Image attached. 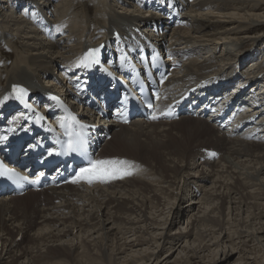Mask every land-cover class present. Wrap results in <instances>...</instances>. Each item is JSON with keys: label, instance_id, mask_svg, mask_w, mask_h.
Returning a JSON list of instances; mask_svg holds the SVG:
<instances>
[{"label": "bare ground", "instance_id": "bare-ground-1", "mask_svg": "<svg viewBox=\"0 0 264 264\" xmlns=\"http://www.w3.org/2000/svg\"><path fill=\"white\" fill-rule=\"evenodd\" d=\"M6 1L0 8V42L4 56L12 62L9 66L6 61L0 64V110L13 104L10 96L14 86L36 89L34 97L39 91L53 90L54 81H66L59 73V78H54L52 71L58 66L70 74L96 40L99 44L114 31L129 32L132 26L142 27L158 18L150 9L142 16L134 0H59L52 25L42 11L44 14V7L55 0ZM19 3L26 10L34 5V10L26 13L17 8ZM36 19L41 29L60 34L57 41H49L33 27ZM183 21L185 28L172 29L161 37L176 57L190 54L168 86L185 88L210 78V84L227 83L233 78L229 96L242 102L246 95L240 89L250 86L260 96L256 106L264 115V53L259 59L264 45V0H199L190 4ZM241 75L245 76L242 82L237 77L241 79ZM69 93L60 91L66 98ZM103 127L111 131L112 138L99 157L129 160L137 166L134 174L107 186L85 189L70 185L1 200L0 264H161L165 263L160 261L161 247H175L183 240L189 246L181 254L186 250L190 253L174 264H225L237 254V245L246 247L251 241L263 245L264 143L226 136L215 125L190 118L132 122L129 126L104 122ZM212 148L222 158L217 162L203 160L201 150ZM164 200L166 206L174 207L181 200L190 201L183 213L186 216L197 204L214 208L195 222L193 215L188 217L192 222L188 232L178 229L174 234L157 235L155 227L171 224L168 219L161 224L151 217L161 212L158 217L165 219ZM226 210L230 212L225 216ZM234 214L236 221L226 222L225 217ZM150 226L154 228L149 236ZM151 243L157 252L152 251ZM207 252L212 253L211 258L201 255ZM174 254H167L165 261L171 262ZM241 254L233 264H248L249 256L245 259Z\"/></svg>", "mask_w": 264, "mask_h": 264}, {"label": "rangeland", "instance_id": "rangeland-1", "mask_svg": "<svg viewBox=\"0 0 264 264\" xmlns=\"http://www.w3.org/2000/svg\"><path fill=\"white\" fill-rule=\"evenodd\" d=\"M7 4V1L6 0H0V8H1V6L3 7V6H5ZM0 11H1V9H0ZM142 16H144V14H145V12H144V14L143 13H140ZM1 29H2V26L0 25V31H1ZM1 43V42H0ZM2 43L0 44V56L1 57H3V62L4 61H6L5 63H6V65L7 66H9L8 64H11V62H12V60H8L7 59V56H4L6 53H5V50H1V49H3L2 48ZM264 45L262 46V48H261V55L259 56V59L261 58V57H263V53H264ZM4 51V52H3ZM7 59V60H6ZM227 61H230V60H227ZM222 66H223V62H222ZM224 67V66H223ZM219 70H221L220 68H219ZM213 182V179L212 180H210V182L208 183V186H211V183ZM207 186V185H206ZM195 188H197V187H195ZM203 190H201V188H200V193L202 192ZM207 191L208 192H211L212 190L209 188V189H207ZM211 194V193H210ZM165 202H167L166 200H164L163 202H162V205H163V207H164V215L166 214V217H165V219H162L163 218V216H161V217H158L159 215H161V212H159V213H153V215L151 216L153 219H155L156 221H159L161 224H164V223H166V220L168 219L169 220V222H171V224L170 225H167L166 227H155L156 228V230H154V231H157V229L159 230L158 232H157V235H159V234H161L162 232L163 233H166V232H171V233H176V231L177 232H188V231H190L191 229H192V227L190 226L191 224H192V222H190L189 220H187L188 219V217H190L191 215H193L194 217H192L191 218V220H194V222H195V218L196 219H198V218H200V217H204V216H207V215H210V213H211V211L213 210V208H214V205H212V207L211 208H206V207H204V206H200V205H196L195 206V208L193 209V212L191 213V214H189V216H186L185 214H183L184 213V211L188 208V206H190V201L189 202H187L186 200H184V201H182L181 200V202H176V203H174L175 204V207H176V209H175V207L173 206V205H165ZM162 207V208H163ZM171 209L173 210V209H175L174 210V215L172 216V217H169V212L171 211ZM162 210V209H161ZM204 210L206 211L205 213H204ZM199 212H201V213H199ZM229 212H230V210H226V212H225V216L226 215H228L229 214ZM243 212V211H242ZM245 212V211H244ZM163 213V212H162ZM205 214V215H204ZM186 216V217H183V216ZM235 216H236V214H234L233 216H231V217H225V219H226V222L227 221H229V220H234V218H235ZM242 216H243V213H242ZM247 216V214H245V217ZM178 217V220L176 221L175 220V218H177ZM244 217V218H245ZM182 219V220H180V219ZM237 220H239V219H237ZM234 221H236V220H234ZM174 222H176V225H174L173 226V223ZM189 225V226H188ZM260 227V226H259ZM153 226H150V230L148 231L149 233V236L151 235L150 233V231H152L153 230ZM258 228V227H257ZM226 231H224V233H223V236H222V238L223 237H225V234L226 233H228V227L225 229ZM206 232V234L209 236V237H211V233L210 232H207V231H205ZM128 236H131V235H128ZM153 237H157V239H160L161 238V236H153ZM221 238V239H222ZM133 239V238H132ZM132 239H130V241L132 240ZM19 240V242L21 243L22 242V240H21V238H19L18 239ZM207 240L209 241L210 240V238H207ZM249 241V240H248ZM226 241L224 240L223 241V243H225ZM262 243H263V245L262 246H260V245H258L256 242H247L246 243V247H244L243 246V244H239V245H237V246H235L236 247V255H233V258H231L230 259V261L229 262H227V263H225V264H233V262L234 261H236V260H238L239 258H240V254H241V257H245V259H246V257L247 256H249V258H250V261L248 262V264H264V248H263V246H264V238L262 239V241H261ZM123 243V242H122ZM209 243V242H208ZM186 244V242H185V240H183L182 241V243H180V244H176L175 245V247H172V246H170L169 244H167L166 246L165 245H163L162 247H161V249L159 250L161 253H159V255H160V261L161 262H165V263H161V264H174V262L173 261H175V260H181L183 257L185 258V255L187 254V253H190V250H186V251H184L185 253H183V254H181L182 252H181V250L183 251V248L185 249L186 247H188L189 245H185ZM181 246V248L180 249H178L179 247ZM198 247V244L195 246V248H197ZM151 249H152V251H156L157 250V246L156 245H153V243H151ZM170 249V250H169ZM212 250H214V248L212 249ZM158 251V252H159ZM170 251V252H169ZM157 252V251H156ZM220 252H222V251H220ZM228 252V251H227ZM170 253V255L169 256H171L172 254H174V256L173 257H171V259L169 260V261H171V262H167V261H165V260H167V254H169ZM191 256H192V253L190 254ZM189 255V256H190ZM201 255H203V256H205V257H209L210 256V258H211V256H212V253H204V254H201ZM119 257H121V256H119ZM119 257H118V259H119ZM124 257V256H123ZM208 260V259H207ZM206 260V261H207ZM167 262V263H166ZM199 262L200 261H192V264H199ZM88 264V263H87ZM203 264H207V263H203ZM234 264H237V263H234Z\"/></svg>", "mask_w": 264, "mask_h": 264}, {"label": "snow or ice", "instance_id": "snow-or-ice-1", "mask_svg": "<svg viewBox=\"0 0 264 264\" xmlns=\"http://www.w3.org/2000/svg\"><path fill=\"white\" fill-rule=\"evenodd\" d=\"M97 56V50H89L77 62V66L88 67L91 64L99 63ZM12 91L16 94L17 100L23 101L25 95H27V90L23 87L14 86ZM5 99H7V97H5ZM147 107L152 108L153 104L148 103ZM65 111H67V109H65ZM151 118L154 120L157 119L155 115ZM72 120L79 126V130L67 133L68 140L66 143V150L79 153L87 160V166L80 168L75 179L72 181L73 183L86 182L89 185L95 182L108 183L117 179H124L134 174L137 166L129 160L118 158H93L87 150L88 140L85 133L86 126L79 124V122L75 120V117H72ZM61 126L63 127L64 125L62 124ZM5 139H7V137H5ZM211 155L215 156L216 154L211 153ZM0 176H6L9 179L17 181L27 179V177L20 176L15 170L8 168L3 162H0Z\"/></svg>", "mask_w": 264, "mask_h": 264}]
</instances>
